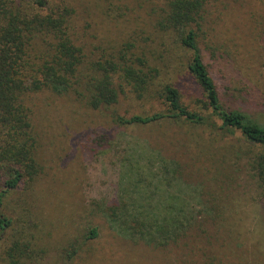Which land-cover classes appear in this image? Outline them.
<instances>
[{"label":"rangeland","instance_id":"1","mask_svg":"<svg viewBox=\"0 0 264 264\" xmlns=\"http://www.w3.org/2000/svg\"><path fill=\"white\" fill-rule=\"evenodd\" d=\"M166 1L66 0L83 80L76 92L43 89L24 98L38 173L4 198L11 226L0 264H264V146L182 121L114 122L160 110L157 95L167 84L195 108L187 58L158 26ZM197 33L205 64L221 70L222 103L264 127V0H209ZM140 46L161 70L154 88L140 97L123 88L116 105L91 110L90 66L134 58ZM119 200L123 217L151 222L150 233L129 237L127 224L129 235L117 234L104 203ZM189 220L197 226L178 243L148 244L156 235L164 241L171 227L180 235ZM92 228L98 237L89 240Z\"/></svg>","mask_w":264,"mask_h":264},{"label":"trees","instance_id":"2","mask_svg":"<svg viewBox=\"0 0 264 264\" xmlns=\"http://www.w3.org/2000/svg\"><path fill=\"white\" fill-rule=\"evenodd\" d=\"M208 2L167 0L165 14L158 22L161 32L174 36L172 50L187 58L186 69L191 80L188 96L195 108L183 104L180 91L167 84L157 95L160 110L129 117L115 115L114 122L120 126H146L163 120L182 121L215 131H236L248 142L264 146V127L222 103L227 93L222 94L218 87L221 70L217 68L219 73L215 74L203 60L197 31ZM68 9L66 0H0V240L11 226V220L1 213L4 198L19 189L24 179L30 181L38 173L30 112L24 98L43 89L76 92L83 80L80 76L83 54L76 45L73 12ZM140 48L143 52L134 58L123 55L116 61L90 66L93 76L96 74L90 79L87 92L86 103L91 110L116 105L125 92L123 88L132 86L138 97L148 88H154L161 70L150 67L144 54L147 47ZM104 205L109 218L114 219L109 222L118 223L113 226L118 235H129L127 224L129 237L135 232L142 236V231L150 233L153 229L151 222L139 220L137 215L124 218L127 210L121 200ZM196 226L197 220L185 221L180 226V235L179 227H171L164 241L160 242L161 237L156 235L157 242L148 244L163 247L178 243L185 231ZM97 237L98 229H90L87 239Z\"/></svg>","mask_w":264,"mask_h":264}]
</instances>
